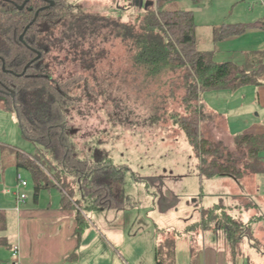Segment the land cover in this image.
I'll return each instance as SVG.
<instances>
[{
  "label": "trees",
  "instance_id": "16d2710c",
  "mask_svg": "<svg viewBox=\"0 0 264 264\" xmlns=\"http://www.w3.org/2000/svg\"><path fill=\"white\" fill-rule=\"evenodd\" d=\"M23 1L0 0V106L16 114L23 137L46 152L45 159L35 157V160L17 154V167L32 173L35 194L55 182L39 168L38 160L51 172L56 167L76 178L77 190L73 187L67 189L68 184L62 183L68 190L62 194L64 206L74 209L72 203L81 200L85 203L82 209L123 207L124 163H116L109 156L102 159L96 154L89 159L80 156L65 127L72 86H81L77 81L79 73L73 75L71 81L61 76L53 79L54 63L48 61L52 53L55 58L51 59L55 61L62 52L63 59L57 63L70 60L94 76L97 64L106 57L103 43L110 38H119L125 48V72L141 75L143 82L161 81L156 82V87L147 92L146 100L141 102L149 111L146 122L154 125L162 115L169 114L184 132L197 160L200 176L225 175L239 182L246 176L264 173V135H238L234 139L233 151L199 131L194 101L208 90L233 89L253 82L254 73L230 62L216 63L210 52L197 49L192 10L164 9L157 0L155 6L145 8L136 21L124 22L79 9L75 11L76 8L66 5L63 0H53V5L45 0H28L20 9ZM250 26L226 24L214 31V38L219 40L239 34ZM38 52L40 56L36 57ZM27 63L30 64L24 71ZM167 74L172 75L170 79L163 78ZM174 84L183 88L181 105L186 113L182 115L167 110L168 102L176 99ZM88 89L84 85L83 90ZM56 179L61 181L58 176ZM218 208L202 211V221L217 220L220 215L219 220L228 236L235 239L243 235L244 225L225 211L215 213ZM80 210L76 209L78 233L84 225ZM4 229L5 215L0 212V231ZM168 246L172 248L171 243ZM156 264L165 263L158 259Z\"/></svg>",
  "mask_w": 264,
  "mask_h": 264
},
{
  "label": "crops",
  "instance_id": "0c3cea01",
  "mask_svg": "<svg viewBox=\"0 0 264 264\" xmlns=\"http://www.w3.org/2000/svg\"><path fill=\"white\" fill-rule=\"evenodd\" d=\"M204 3L221 9L209 17L206 43L194 13L197 49L210 52L216 63L230 62L254 73L253 82L201 94L205 113L224 118L225 130L232 138L228 144L232 149L227 148L235 151L238 135H264V4L259 0ZM237 23L252 26L239 34L214 38L216 29ZM255 111L258 114L253 116ZM24 141L16 114L0 106V212L5 215V229L0 231V264H156L158 259L165 264H236L241 258L236 246L247 259L253 251L258 254L264 250V193L257 182L264 173L246 176L239 182L219 176L224 178L220 184L229 189L201 198L195 217L188 207H179L175 213L168 206L166 210H155L157 219L152 223L139 226L131 219L129 230L125 208H81L84 225L78 233L77 208L64 206L63 192L54 183L36 194L34 183L26 185L23 190L27 197L17 205L16 174L21 170L17 154L28 155L19 148ZM165 172L163 179L173 177L172 172ZM167 191L164 188L162 194ZM243 198L246 204L240 202ZM215 206L219 207L215 213L225 211L244 225V234L235 235L236 242L228 236L220 215L217 220L202 221V211ZM13 247L18 249L16 258L12 257Z\"/></svg>",
  "mask_w": 264,
  "mask_h": 264
},
{
  "label": "rangeland",
  "instance_id": "374dc122",
  "mask_svg": "<svg viewBox=\"0 0 264 264\" xmlns=\"http://www.w3.org/2000/svg\"><path fill=\"white\" fill-rule=\"evenodd\" d=\"M63 1L66 5L76 8L75 11L79 9L83 12L110 16L124 22L136 21L139 16L143 15L147 1H152L153 6L157 3V0ZM159 2L164 9H192L199 30L203 33L204 41L207 42L205 32L209 29L208 22L211 20L209 17L213 13L217 15V12H220V6L206 4L204 0H159ZM103 47L106 57L97 64L98 69L94 76L70 60H65L62 64L57 63L63 59L62 52L58 54V59H54L55 61L51 59L55 58L53 53L48 59L54 63L53 79L61 76L66 81H71L74 80L73 75L78 73L80 75L77 81L81 86H72L68 116L65 119V127L76 152L80 156H87L88 159L96 154L100 155V159L109 156L116 163H124L126 168L122 188L126 201L124 200L121 205L123 209H127L126 229H130L131 219L136 220V225L139 226L140 223L156 221L159 208L166 210L168 206L175 210V213L179 211V207H188L189 214L195 217L202 204V201L201 204L199 201L201 198L204 199L208 193H213L214 197L217 193L227 191L230 186L220 184L224 178L219 175L210 178L200 177L197 162L185 139V134L173 122L169 114L162 115V119L157 120L154 125L147 124L149 111L141 102L146 100L147 92L150 93L154 86L156 87V82L161 83V81L156 79L157 81L143 82L141 75L125 72L127 67L123 60L125 48L119 38H110L103 43ZM171 76L167 74L163 78L170 79ZM84 85L88 86L87 91L83 90ZM175 86L177 84H174V89L177 88L176 99L168 102L167 110L168 113L172 111L182 115L186 113L183 104L181 105L183 88ZM194 105L198 110L200 133L232 149V146L228 145L232 138L225 130L224 118L210 117L205 113L201 97L196 99V102L194 101ZM253 114L256 116L258 113L255 111ZM24 140V144L19 147L20 150L26 154H33V156H27L24 153L20 155L26 156L27 159L31 157L30 160L47 157L43 148H37L31 141L25 138ZM36 163L49 178L55 181L54 184L64 194L68 193L67 189L72 187L77 190L78 183L73 176L60 172L56 167H53V172H51L46 165L39 164L38 160ZM164 170L167 175L172 172L173 177L167 176V179H163ZM20 173L27 185L31 186L35 182L29 170L21 168ZM153 173L157 176L151 175ZM55 175L61 179L60 182ZM152 180H154L153 183ZM63 181L68 184L67 189L63 188ZM257 182L264 193V178L261 177ZM164 188L169 191L163 195ZM240 202L246 204L247 200L243 198ZM72 204L78 209L85 205L81 200ZM235 249L238 256H241L236 264H264L263 249L258 254L252 250L254 254L249 255L250 259L249 257L247 259V255L242 256L237 246Z\"/></svg>",
  "mask_w": 264,
  "mask_h": 264
},
{
  "label": "built area",
  "instance_id": "2783aa9c",
  "mask_svg": "<svg viewBox=\"0 0 264 264\" xmlns=\"http://www.w3.org/2000/svg\"><path fill=\"white\" fill-rule=\"evenodd\" d=\"M259 1H261L264 4V0H259ZM16 181L17 182H16V186H15V193H16V201H17V205H18L20 202H23L27 197L25 191L23 190L24 187H26L27 182L23 179L20 171H18L16 174ZM17 255H18V249H17V247H13L12 257L16 258Z\"/></svg>",
  "mask_w": 264,
  "mask_h": 264
},
{
  "label": "water",
  "instance_id": "95a60500",
  "mask_svg": "<svg viewBox=\"0 0 264 264\" xmlns=\"http://www.w3.org/2000/svg\"><path fill=\"white\" fill-rule=\"evenodd\" d=\"M28 0H25L22 5H19V8H22L24 6V4L27 2ZM153 5V2L152 1H147L146 4L144 5V9L147 8L148 6H151ZM38 12H36L35 16H37ZM28 27V26H27ZM27 27L25 28L24 32L26 31ZM24 32L20 35V40L23 41V34ZM40 56V52L37 53V56L36 57H39ZM30 63H27V65L24 67V71L26 70V68L29 66ZM3 68H4V65H3ZM23 71V72H24ZM12 95H13V92H12ZM150 179V178H149ZM151 180V179H150ZM154 180H152V183H153ZM157 186V185H156Z\"/></svg>",
  "mask_w": 264,
  "mask_h": 264
},
{
  "label": "flooded vegetation",
  "instance_id": "af4514ba",
  "mask_svg": "<svg viewBox=\"0 0 264 264\" xmlns=\"http://www.w3.org/2000/svg\"><path fill=\"white\" fill-rule=\"evenodd\" d=\"M24 1H25V0H24ZM24 1H23V2H24ZM45 1H46L47 4H50V5H53V4H54L53 0H45ZM23 2H22V3H23ZM27 2H28V1H27ZM22 3H21V5H22ZM24 5H25V4H24ZM23 7H24V6H23ZM23 7H22V8H23ZM41 8H42V7H41ZM41 8H40V9H41ZM20 9H21V8H20ZM36 12H39V10H37ZM36 12H35V14H36ZM37 15H38V14H37ZM35 17H36V16H35Z\"/></svg>",
  "mask_w": 264,
  "mask_h": 264
}]
</instances>
